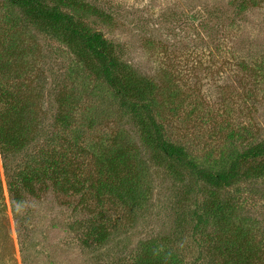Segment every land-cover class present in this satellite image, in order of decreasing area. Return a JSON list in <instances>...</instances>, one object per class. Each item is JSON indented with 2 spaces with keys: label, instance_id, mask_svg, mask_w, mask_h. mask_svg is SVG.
<instances>
[{
  "label": "rangeland",
  "instance_id": "obj_1",
  "mask_svg": "<svg viewBox=\"0 0 264 264\" xmlns=\"http://www.w3.org/2000/svg\"><path fill=\"white\" fill-rule=\"evenodd\" d=\"M44 1L114 44L126 79L152 89L143 105L164 140L198 168L225 172L264 146V0ZM2 90L23 107L11 123L0 103L24 147L0 151V264H236L224 247L264 252V175L252 161L214 191L210 216V189L186 170L177 181L145 143L147 113L139 124L68 44L0 0ZM129 173L128 198L116 188Z\"/></svg>",
  "mask_w": 264,
  "mask_h": 264
},
{
  "label": "trees",
  "instance_id": "obj_2",
  "mask_svg": "<svg viewBox=\"0 0 264 264\" xmlns=\"http://www.w3.org/2000/svg\"><path fill=\"white\" fill-rule=\"evenodd\" d=\"M7 2L12 7L19 9L22 14L30 21L33 25H40L47 28V31L54 33L56 38L60 41L69 45L72 52L77 56L78 61L83 62L92 73H94L97 78L101 79L108 87H110L115 95L120 100V104L125 108H130L135 116L138 118V123L143 124L144 120L142 118V110L147 113L148 120L151 121L150 125L145 126L146 133L154 130V135H147L145 143L154 147L155 152L161 153L164 162H169L167 167L174 173L175 179L177 181L185 182L184 177L178 169L186 170L189 175L195 178L196 181L203 183L204 187H208L210 191L205 193L215 194V190L222 188H228L235 184L239 179L243 178L241 176V168L246 161H252L253 166L250 168V172L254 176L264 175V163L256 162L257 158L264 157V146H258L252 151L243 153L240 157H235L233 162L230 164L229 168L225 172L213 173L203 168H198L192 161L188 160L185 155L173 145L167 143L158 125L154 122L152 117L149 115L150 110L147 104H144V100L150 97L152 94V89L149 85L144 84V88L141 87L140 83L133 82V79H126L125 70L121 61L115 55V47L111 41L105 39L102 33L91 31L86 25L80 21V18H74L72 15L64 12L61 9V4H54L53 6L46 4L43 0H1ZM71 3V1H70ZM78 3L73 1L72 6L77 9L79 8ZM76 19V20H75ZM1 104H5L9 113H5L7 118L6 122H15L19 115L23 112V107L18 104V100L15 94L7 90L0 91ZM4 110V109H3ZM12 116L10 117L9 115ZM2 116L0 114V151L5 154L9 150H13V147L17 149L22 145L24 147L22 138L19 137L21 133L11 126H7L2 121ZM7 155V154H6ZM115 158V157H114ZM121 156L118 157L120 159ZM113 159V158H112ZM114 160L110 162V170L114 166ZM117 174L118 168L116 165ZM130 177L133 176L130 173L124 178L119 179V184L116 190H121L122 194L129 198L130 187L128 182ZM25 179L22 186L27 192H32L33 186L29 184ZM186 186V185H184ZM186 190V189H185ZM187 190H193L192 188ZM186 191V192H190ZM193 193V192H192ZM199 195H197L198 197ZM215 196V195H214ZM213 197V196H212ZM14 200L16 204H20V198L17 193H14ZM196 199L193 200V202ZM217 200L216 196L212 201H209V213H217V208L219 204H215ZM215 206V207H214ZM217 207V208H216ZM200 222H204L199 218ZM104 233H100L98 241H105ZM216 240V239H214ZM213 238L208 234L206 238V243L211 245ZM217 240L214 242L213 246H210L212 251H217L220 247L217 246ZM255 246V245H254ZM223 250H228V253L237 255L236 264H264V252L260 249H253L249 255L242 256L241 248L239 245H231L230 248L224 247ZM261 250V251H260ZM257 251V252H254ZM261 254V255H260ZM242 258V259H241ZM230 259V257H229ZM241 259V260H239ZM141 260V259H140ZM263 260V261H262ZM161 261H154L152 263L147 260L145 262V257L142 259L141 263L138 264H164Z\"/></svg>",
  "mask_w": 264,
  "mask_h": 264
}]
</instances>
